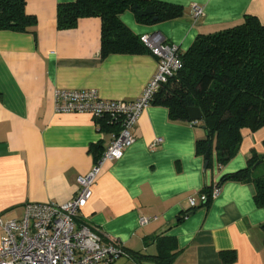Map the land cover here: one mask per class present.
I'll use <instances>...</instances> for the list:
<instances>
[{
	"label": "crops",
	"instance_id": "obj_1",
	"mask_svg": "<svg viewBox=\"0 0 264 264\" xmlns=\"http://www.w3.org/2000/svg\"><path fill=\"white\" fill-rule=\"evenodd\" d=\"M156 1L183 7L182 17L144 25L128 11L121 20L137 36L159 34L182 52L198 36L239 25L247 15L264 24V0ZM74 2L27 0L26 13L36 18L32 31H0L3 222L22 220L28 203L74 199L78 179L92 171L111 140L92 115L57 113V90L94 89L105 100L134 101L158 71L152 54L104 58L101 18L59 28V5ZM195 5L204 9L202 16H195ZM132 135L136 141L123 158L102 166L77 219L124 245L129 257L114 264H159L156 258L163 255L162 264H264V209L255 202L253 184L227 182L208 207L199 202L193 211L190 205L223 176L246 169L253 155H264V127L245 129L239 154L224 167L214 156L211 170L196 154L204 129L171 121L164 107L147 108ZM160 138L163 143L152 148ZM143 216L156 219L142 226ZM5 238L0 225V248Z\"/></svg>",
	"mask_w": 264,
	"mask_h": 264
},
{
	"label": "trees",
	"instance_id": "obj_2",
	"mask_svg": "<svg viewBox=\"0 0 264 264\" xmlns=\"http://www.w3.org/2000/svg\"><path fill=\"white\" fill-rule=\"evenodd\" d=\"M26 6L27 0H0V31H32L36 18L26 13ZM135 6L154 9V15L137 16V21L144 25L176 20L184 13L183 7L156 0H76L59 5V28L72 29L82 18L98 17L103 21L104 58L152 54L141 37L121 20ZM181 56L183 69L155 93L152 105L166 108L171 121L191 125L194 124L188 108H199L204 119L194 126L202 127L206 136L197 141L196 154L205 163L206 155H210L207 170L213 168L214 156L218 166L224 167L239 154L243 131L257 132L264 127V24L247 15L239 25L198 36ZM97 121L104 132L118 130L105 120ZM227 182L253 184L255 202L264 209V155H253L246 169L223 176L216 186ZM213 188L214 185L203 190L208 199L202 206L208 207L214 201ZM183 218L179 217V221ZM163 256L156 258L159 264L163 263Z\"/></svg>",
	"mask_w": 264,
	"mask_h": 264
},
{
	"label": "built area",
	"instance_id": "obj_3",
	"mask_svg": "<svg viewBox=\"0 0 264 264\" xmlns=\"http://www.w3.org/2000/svg\"><path fill=\"white\" fill-rule=\"evenodd\" d=\"M194 14L200 17L204 9L195 5ZM141 40L158 59V71L140 98L105 100L94 89L56 91L57 113L89 114L118 130L109 132L111 140L92 171L78 179L80 190L74 199L64 204L28 203L22 220H0L6 234L0 248V264H114L120 258L129 257L119 240L107 237L87 222L78 224L77 219L93 195L102 166L123 158L136 141L132 129L142 113L152 106L155 93L184 67L179 46L167 43L156 33L143 35ZM162 143L163 139H156L151 146L156 148ZM221 190L222 187L214 185L212 200L218 198ZM207 199L204 194L200 198L192 197L191 208ZM155 219L143 216L140 224L145 226Z\"/></svg>",
	"mask_w": 264,
	"mask_h": 264
},
{
	"label": "water",
	"instance_id": "obj_4",
	"mask_svg": "<svg viewBox=\"0 0 264 264\" xmlns=\"http://www.w3.org/2000/svg\"><path fill=\"white\" fill-rule=\"evenodd\" d=\"M133 11L137 16H140V17L147 16V15H154V13H155L154 9L152 7H149L145 10H141L135 6ZM154 20L157 21L158 19L155 17ZM188 113H189V117H190L191 122L194 123L195 125L202 122L204 119V115H203L202 111L197 107L188 108ZM209 160H210V155L207 154L206 155V161L207 162L205 163V169L208 166Z\"/></svg>",
	"mask_w": 264,
	"mask_h": 264
}]
</instances>
